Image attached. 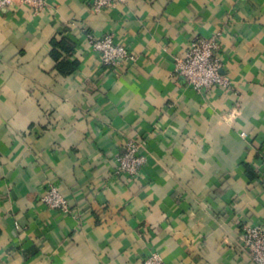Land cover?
I'll return each instance as SVG.
<instances>
[{
  "label": "crops",
  "instance_id": "1",
  "mask_svg": "<svg viewBox=\"0 0 264 264\" xmlns=\"http://www.w3.org/2000/svg\"><path fill=\"white\" fill-rule=\"evenodd\" d=\"M85 30L133 59L100 63ZM218 35L232 89L174 71L191 38ZM129 137L141 173L116 172ZM264 0H47L0 8V264H254L264 226ZM54 183L68 209L41 196Z\"/></svg>",
  "mask_w": 264,
  "mask_h": 264
},
{
  "label": "built area",
  "instance_id": "2",
  "mask_svg": "<svg viewBox=\"0 0 264 264\" xmlns=\"http://www.w3.org/2000/svg\"><path fill=\"white\" fill-rule=\"evenodd\" d=\"M121 0H89L91 8L100 11L113 6ZM17 3L28 7L34 13L45 9L47 0H0V8ZM85 42L98 55L101 64L114 68L133 59L132 52L114 40L111 33L97 35L85 30ZM218 35H197L190 39L184 51L175 58L174 71L187 84L198 92L214 87L232 89L230 79L221 72L222 62L218 54ZM143 141L129 137L124 150L116 156V172L126 173L130 177L141 173L146 156L142 153ZM264 163V153L262 156ZM264 184V179H263ZM41 200L50 208L68 209V199L54 183H48ZM238 245L244 250L252 263L264 264V226L256 223H243L238 235ZM142 264H165L160 252L153 250L143 258Z\"/></svg>",
  "mask_w": 264,
  "mask_h": 264
}]
</instances>
